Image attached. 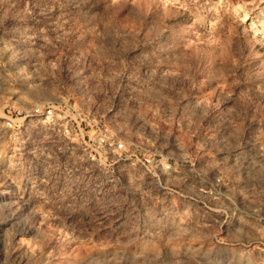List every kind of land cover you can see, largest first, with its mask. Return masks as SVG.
<instances>
[{
    "label": "rangeland",
    "instance_id": "obj_1",
    "mask_svg": "<svg viewBox=\"0 0 264 264\" xmlns=\"http://www.w3.org/2000/svg\"><path fill=\"white\" fill-rule=\"evenodd\" d=\"M0 264H264V0H0Z\"/></svg>",
    "mask_w": 264,
    "mask_h": 264
},
{
    "label": "built area",
    "instance_id": "obj_2",
    "mask_svg": "<svg viewBox=\"0 0 264 264\" xmlns=\"http://www.w3.org/2000/svg\"><path fill=\"white\" fill-rule=\"evenodd\" d=\"M27 117L31 119H35L37 121L42 120L43 122H47L54 117V110L53 107L50 105L38 106L32 109V111L29 114H27L26 118ZM9 125L10 127H12V124ZM102 141H104V139H102ZM145 160H146V164L148 165L152 164V160L150 158H146Z\"/></svg>",
    "mask_w": 264,
    "mask_h": 264
}]
</instances>
